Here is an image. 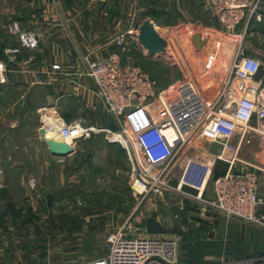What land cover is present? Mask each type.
<instances>
[{"label":"rangeland","instance_id":"1","mask_svg":"<svg viewBox=\"0 0 264 264\" xmlns=\"http://www.w3.org/2000/svg\"><path fill=\"white\" fill-rule=\"evenodd\" d=\"M108 1L119 2L121 6L116 10L120 11V27L129 44L128 58L156 82V89L170 92L184 76H191L207 95L211 85L206 80L210 73L225 72L226 61L232 57L228 40L221 35L207 40L197 27L186 23L155 29L166 47L163 54L145 61L144 50L134 39L143 15L137 12L130 23L129 0ZM143 1L141 7L145 5ZM193 35L200 38L197 49ZM46 93L23 88L0 89V241H11L10 250L20 249L25 264H89L107 254V234L128 221L132 225L146 222L162 230L156 236H176L178 262L190 248L200 250L198 246L204 245V236L211 234L203 219L208 212H216L193 198L194 192L191 197L165 192L135 195L130 188L133 175L126 151L120 144L108 142L104 132L90 133L88 138L77 141L73 153L67 157H51L38 146V112L47 108L38 106ZM112 120L115 122L114 117L106 118L105 124ZM44 138L58 135L44 134ZM207 150L217 154L220 146L211 144ZM191 153L189 150L188 154ZM239 158L260 165L264 161V144L252 142L243 146ZM183 159L184 155L173 167L174 175ZM211 184L209 180L202 199L211 196ZM8 203L12 209H8ZM217 218L212 232L216 241L202 246L203 250L220 254L219 247L223 245L220 241L227 238L232 241L226 244L227 256L240 258V251L243 256L264 254V231L220 214ZM144 235L153 236L146 231Z\"/></svg>","mask_w":264,"mask_h":264},{"label":"built area","instance_id":"2","mask_svg":"<svg viewBox=\"0 0 264 264\" xmlns=\"http://www.w3.org/2000/svg\"><path fill=\"white\" fill-rule=\"evenodd\" d=\"M206 1L225 32L235 31L244 21L247 25L252 19L261 20L258 6L262 0ZM9 31L17 35L18 46L4 50L8 63H14L23 49L34 51L38 47L36 33L22 31L17 24ZM115 46L119 51L103 60L85 57L83 74L92 80L105 112L115 118L116 131L109 127L86 129L75 121L66 123L48 107L38 112L40 129L57 131L72 148L91 132H104L108 142L118 143L126 151L133 175L130 188L135 195L165 192L191 197L194 192L192 197L208 209L264 231V161L255 165L239 158L241 147L250 143L252 134L264 138V131L252 125L253 121L264 122L260 60L246 55L239 46L221 83L207 82L211 85L207 95L191 76H184L174 90L158 93L156 82L141 67L122 60L128 50L123 36L116 39ZM52 69L59 70L60 66L53 65ZM7 72L0 58V86L6 83ZM43 110L51 111V121L45 123ZM114 133L124 142L112 138ZM211 144L220 146L219 153L208 152ZM182 155L174 175L172 169ZM219 161L227 169L212 179ZM209 180L211 196L202 199ZM144 231L128 221L123 223L107 234V254L89 264H178L176 236H149Z\"/></svg>","mask_w":264,"mask_h":264},{"label":"crops","instance_id":"3","mask_svg":"<svg viewBox=\"0 0 264 264\" xmlns=\"http://www.w3.org/2000/svg\"><path fill=\"white\" fill-rule=\"evenodd\" d=\"M99 1L104 2L101 10L97 9V2ZM142 1L129 0L130 23L133 22L137 12L143 15L138 27L145 20L152 23L155 29H167L176 23H186L197 27L199 31L204 33L207 40H211V37L214 40L217 35L228 40L232 57L230 56L226 61L225 72L222 74L211 72L210 78L206 81L221 83L239 46L246 55L260 60L262 67L258 79H264V0L258 6L261 20L252 19L247 25L244 21L233 32L222 30L206 0H160L159 2L157 0H144L145 5L141 7ZM120 7L119 2L108 0H0V58L6 63L8 69L6 85L0 86V89L2 87L4 90L23 88L25 90L45 91L47 97L38 106V109L43 106L51 108L66 123L80 122L86 129L98 130L109 127L114 121L105 124V120L113 116L105 112L92 80L83 74V59L87 57L93 61H100L109 54L119 51L115 46V41L121 36L124 37V31L120 27L122 17L119 14L120 11L116 10V8L120 10ZM117 14L119 15L117 16ZM13 24H17L22 31L36 33L39 36V43L36 50L23 49L16 56L14 63H8L4 50L18 46L16 35L9 31ZM126 39L125 36L124 40L126 41ZM126 43L128 50L122 54V60L139 66L130 57L128 58L130 49L127 41ZM253 45L257 47V51L253 49ZM143 52L145 61L152 59V57L146 56L145 50ZM53 65H59L60 69L53 70ZM207 75L206 73L204 76ZM156 91L168 93L166 89L163 90L159 87ZM252 125L264 131V122L259 124L253 121ZM38 130L37 136H39ZM114 136L122 139L119 135L114 134ZM237 139L236 136L234 140ZM122 140L121 143L124 142ZM252 142H257L260 146L264 144V138L252 134L250 143L247 145ZM4 143L7 146V142ZM38 146L47 151L40 142V138ZM246 162L250 163L249 161ZM226 169L227 165L219 161L216 163L213 173L219 177L225 173ZM218 215L213 212L207 213L203 220L207 222L210 228V237L204 236V245L199 244L198 246L201 247L200 250L190 248L185 256L181 255L182 258L180 256L181 261L178 264H264V254L249 255L247 253L243 256V252L240 251L242 256L240 258H232L230 254L225 255L226 244L232 242L227 238L220 241V244H223H221L222 247H219L222 249L220 254L213 255L203 250L204 247L202 246L216 241L215 234L212 232L215 231L214 222L218 220ZM133 224L141 226L147 234L153 236L160 235L162 232L149 223L146 225V222L144 225L140 222ZM11 243V241H0V264H25L20 249L10 250L8 248ZM15 247L17 246H13V248ZM228 249L230 252V248Z\"/></svg>","mask_w":264,"mask_h":264},{"label":"water","instance_id":"4","mask_svg":"<svg viewBox=\"0 0 264 264\" xmlns=\"http://www.w3.org/2000/svg\"><path fill=\"white\" fill-rule=\"evenodd\" d=\"M104 2H97V9L101 10ZM138 44L146 51L147 57H158L164 53L166 42L159 36L152 23L148 20L143 21L139 28L138 33L135 35ZM192 42L196 48L200 47L199 36L193 35ZM109 128L115 132L116 127L113 123L109 125ZM40 142L46 147L49 155L53 157H67L73 153V148L66 144L61 139H45L43 129H39Z\"/></svg>","mask_w":264,"mask_h":264},{"label":"bare ground","instance_id":"5","mask_svg":"<svg viewBox=\"0 0 264 264\" xmlns=\"http://www.w3.org/2000/svg\"><path fill=\"white\" fill-rule=\"evenodd\" d=\"M50 113H51V112H49V111H45V110L42 111V114H43V116H44V119L46 120L45 123L49 122V120L51 121V118H50L51 115H50ZM44 134H45V135L47 134L48 136H49V135H55V134L58 135V132H57V131H53V130H47V131H45ZM114 134L119 135V136L121 137V135H120L119 133H114ZM114 134H112V138H115L116 141L121 142L122 139L119 138V137H115ZM53 139H54V140H59V139H60V138H59V135H58V138H53ZM122 141H123V140H122ZM136 189H137V190H140L141 188H139V187L136 185Z\"/></svg>","mask_w":264,"mask_h":264},{"label":"trees","instance_id":"6","mask_svg":"<svg viewBox=\"0 0 264 264\" xmlns=\"http://www.w3.org/2000/svg\"><path fill=\"white\" fill-rule=\"evenodd\" d=\"M214 171V170H213ZM215 172V171H214ZM215 178H217V176L213 173L212 174V179H215ZM13 208V206H12V204L11 203H8V209H12Z\"/></svg>","mask_w":264,"mask_h":264}]
</instances>
